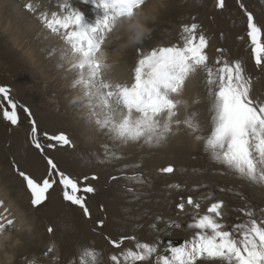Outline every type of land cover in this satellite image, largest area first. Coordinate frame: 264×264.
Here are the masks:
<instances>
[{"label": "rangeland", "instance_id": "obj_1", "mask_svg": "<svg viewBox=\"0 0 264 264\" xmlns=\"http://www.w3.org/2000/svg\"><path fill=\"white\" fill-rule=\"evenodd\" d=\"M159 1L150 3L156 11L149 21L151 32L142 43L128 46V38L135 32L130 24L145 19L140 13L132 20L118 23L105 42L100 59L106 66L103 73L109 82L131 86L139 59L159 47L183 46L184 27L195 24L197 37L203 35L207 41L204 51L208 65L215 72L224 62L232 66L239 62L249 81L250 98L264 105V64L255 63L247 26L250 12L261 28L260 40L264 43V0H224L223 8L219 7V0ZM29 3L34 11L27 9ZM65 4L81 10L90 24L103 16L91 0L88 3L84 0H0V87L10 90L19 117L17 125L4 118L3 111H11V107L0 96V193L18 206L30 225L19 234L22 248L15 251L10 264H115L112 255H117L123 264L122 253L138 251L139 243L155 246L157 252L137 264H157V257L171 254L170 247L163 242L165 238L183 239L175 247L192 241L199 230L189 225L194 224L196 217L210 214L207 209L212 203L222 202V216L218 219L224 224L222 217L226 215L229 219L233 209L238 212L239 207L232 208V204L246 193H249L248 201L241 206L253 213L251 218L257 219L259 215V220L264 221V201L259 202L261 191L254 185L248 190L247 185L237 181L234 189L229 190L230 183L236 180L229 175L232 170L226 172L227 167L209 156L205 147V140L214 127V113L208 76L203 68L189 75L182 93L176 97L183 103L178 106L174 120L181 123L173 124L171 134L159 144L143 141L124 144L102 129L84 105L82 90L73 86L78 73L72 71L69 81L62 84L57 76L64 72L65 66L57 72L53 70L48 78L35 67L37 63L33 64L23 55L22 48L15 49L19 42L38 54L41 36L66 45L43 20L45 16L50 20L53 15H64ZM116 36L120 39L116 40ZM62 62H66L63 56ZM196 87L200 91L197 97L194 96ZM44 88L49 89L48 94ZM71 97L78 100L73 106L69 103ZM188 119L200 123L199 131L194 133L188 128L184 123ZM32 120L36 122V135L44 147L43 153L34 146ZM45 133L71 136L76 143L73 147L71 143V147L61 145L50 141ZM49 144L55 147L49 148ZM49 158L81 187L94 188L93 193L86 195L89 216L79 206L64 200L63 187L58 182L41 206L32 205L26 181L18 173L23 171L42 182L49 173ZM166 167L174 171L162 172ZM189 197L200 204L199 209L187 204ZM180 203L185 204L183 210L177 207ZM53 209L59 215L50 217ZM227 226L230 229L226 223L225 230ZM121 238L124 239L120 248L110 242H119Z\"/></svg>", "mask_w": 264, "mask_h": 264}, {"label": "snow or ice", "instance_id": "obj_2", "mask_svg": "<svg viewBox=\"0 0 264 264\" xmlns=\"http://www.w3.org/2000/svg\"><path fill=\"white\" fill-rule=\"evenodd\" d=\"M88 3L89 0H84ZM96 8L103 12L95 24L87 23L81 10L64 5L65 14L52 19L43 17L46 27L58 34L67 45L63 59L69 64V71L78 73L73 86L79 87L85 97V106L96 117V123L105 129L115 140L127 144L143 141L147 144H159L173 132V124L181 122L177 116L178 106L183 101L177 99L186 79L198 68H203L208 76L209 93L213 97V129L205 140V147L212 158L219 164L231 169L239 177L257 184H264V105H257L250 98L249 81L245 78L239 62L234 66L227 62L214 70L208 65L205 53L207 41L203 35L197 37L196 25L183 29V46H165L152 50L150 54L139 59L135 68L134 83L127 86L111 83L104 76L106 67L100 57L104 55V44L121 21L132 20L140 13L144 18L151 15L152 5L149 0H91ZM27 9L34 11L32 4ZM219 7H224V0H219ZM243 7V5H241ZM248 32L253 45L255 63L264 64V43L260 40L261 28L254 21L252 13H247ZM137 34L142 32L139 20L129 26ZM64 30L63 32L61 30ZM116 40L120 37L116 36ZM217 63H220L217 61ZM215 86V89H213ZM0 96L11 107L5 109L3 116L12 125L18 124L17 104L10 98V90L0 87ZM31 116V112L25 109ZM32 123V139L36 149L41 153L44 147L37 138L35 120ZM192 132L199 131L198 124L191 119L185 120ZM50 141L61 145H69L66 135L48 136ZM196 139H202L196 136ZM49 148L55 147L49 144ZM49 173L42 182L23 171L19 176L26 181L34 207L41 206L49 191L58 182L63 187V198L73 205L79 206L86 216V195L93 193L92 186L81 187L76 179L58 169L57 164L49 158ZM164 173H172V167L161 169ZM95 178V177H93ZM84 177V180H87ZM116 179V177H113ZM0 201V205H2ZM187 204L199 209L189 197ZM185 208L184 203L177 205ZM222 202L212 203L207 209L210 214L198 216L194 224L199 231L196 237L184 246H170V255L157 257V264H264V221L251 218L252 212H244L250 219L247 223H239L231 230L219 221L222 216ZM5 212H8L5 209ZM14 219L0 216V230L11 228ZM99 224L102 226L103 221ZM179 227V225H176ZM52 229L49 228V232ZM124 238L118 242H110L120 248ZM139 250L122 253L123 264L144 262L157 252L155 246L139 243ZM94 258V253L92 254ZM115 264H121L117 255H112Z\"/></svg>", "mask_w": 264, "mask_h": 264}, {"label": "bare ground", "instance_id": "obj_3", "mask_svg": "<svg viewBox=\"0 0 264 264\" xmlns=\"http://www.w3.org/2000/svg\"><path fill=\"white\" fill-rule=\"evenodd\" d=\"M158 2H160V1L158 0ZM11 38L13 39L14 36H11ZM38 40H40V42H41V43H39V49H38L39 53L38 54L34 50H30L29 48L23 47V45L20 44L19 42L16 45L15 49L17 50L18 48H22L21 50L23 51V55L26 58H29L30 61L33 64L37 63L35 65V67L38 69V71L41 74L47 75L48 78H49V76L52 75L51 73H52L53 70H55L57 72L59 69H63L64 66H65L66 69L64 70V72L61 73L57 77L60 78L62 84L65 81L68 82L69 81L68 78L72 75L71 74L72 71H69V64H68L67 61L66 62H62V56H63V53L67 50V45H61V44L55 43L53 40H50L48 38L47 39H44L42 36ZM59 43H61V42H59ZM34 57H36V58L34 59ZM49 68H51L52 70L49 69ZM56 72H55V74H56ZM69 86H71V83H69ZM44 89L47 90L46 94H48L49 89L48 88H44ZM196 89H197V87L194 89V92H195L194 93V96L195 97H197L199 95L198 92H200L199 89H197V90ZM77 101L78 100L76 98H74V97L69 98V103L72 106L74 104H76ZM85 104L86 103H84V105ZM196 105H198V104H196ZM194 109H196V108H194ZM199 115H200V113H199ZM197 118H198V116H197ZM200 121H202V118L201 117H200ZM193 122L196 123L195 121H193ZM57 135H60V134L57 133ZM67 137H68V139L71 142L72 147H73L75 145L76 141H72L70 139V138H72L71 136H67ZM209 156H211V153H209ZM230 171H231V169H228V168L226 169V172H230ZM229 175H231L230 177L232 179H236L234 181V183H230V185L228 186L229 187V190H233L234 189V185H235V182L236 181L239 184H241V185H244V184L247 185L248 186V190L250 188V185H254V188L255 189L258 188L261 191L260 196H259V202L264 201V184H257V183L250 182V181H248V180H246L244 178L239 177L238 174L234 173L233 171H231L229 173ZM96 188L97 187H95V189ZM96 190H98V189H96ZM248 197H249V193H246V196L245 197H241L240 200H239V202L236 201L234 204H232L233 205L232 208L239 207V211L236 212L235 211L236 209L235 210L233 209V213L231 214V216L229 217V219H226V215L224 217H222L223 219H225L224 220V225L226 223H229L230 224V226H229L230 229L227 226L226 227V230H231L233 228V226L236 225V224H239V223H247L248 222V220L250 218L247 217V215H245L244 212H249V210L247 208L245 209V208H243L241 206V204H246L247 203ZM0 201L4 202V204H2V206L0 205V216H4L6 219H14V224L12 225L11 228H5L3 230H0V264H10V262L14 261L13 258H14V255H15V251L16 250H19L20 248H22L21 245H20L19 234L22 231L27 230L30 225H29V221L27 220V216L19 208H17L18 206L15 205L13 203V201H10L9 198L5 194L0 193ZM262 204H264V202H262ZM5 209H7L8 212H5ZM241 209H243L244 212H242ZM54 215H59L58 214V211L56 209H53L52 210V213L49 214L50 217L51 216H54ZM259 218L260 217L258 215L257 216V221L258 222H260ZM54 232H55V227H54Z\"/></svg>", "mask_w": 264, "mask_h": 264}, {"label": "clouds", "instance_id": "obj_4", "mask_svg": "<svg viewBox=\"0 0 264 264\" xmlns=\"http://www.w3.org/2000/svg\"><path fill=\"white\" fill-rule=\"evenodd\" d=\"M149 2H153V0H149ZM156 2H158V0H156ZM156 11V7L152 8V14L148 17L145 18L142 22H141V26H142V32L137 34L136 32H134L133 35H131L128 39L130 41L129 43V47L135 46L139 43H142L143 40L150 34L151 32V28L149 27V21L151 19H153V13H155Z\"/></svg>", "mask_w": 264, "mask_h": 264}, {"label": "water", "instance_id": "obj_5", "mask_svg": "<svg viewBox=\"0 0 264 264\" xmlns=\"http://www.w3.org/2000/svg\"><path fill=\"white\" fill-rule=\"evenodd\" d=\"M163 242L168 247H170V246H179L183 242V239L165 238L163 240Z\"/></svg>", "mask_w": 264, "mask_h": 264}]
</instances>
